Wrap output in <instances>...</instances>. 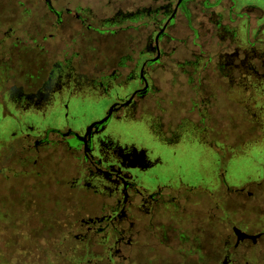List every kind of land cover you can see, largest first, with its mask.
<instances>
[{"label":"flooded vegetation","instance_id":"1","mask_svg":"<svg viewBox=\"0 0 264 264\" xmlns=\"http://www.w3.org/2000/svg\"><path fill=\"white\" fill-rule=\"evenodd\" d=\"M0 215V264H264V0H0Z\"/></svg>","mask_w":264,"mask_h":264},{"label":"rangeland","instance_id":"2","mask_svg":"<svg viewBox=\"0 0 264 264\" xmlns=\"http://www.w3.org/2000/svg\"><path fill=\"white\" fill-rule=\"evenodd\" d=\"M20 31V30H19ZM0 218H1V215H0Z\"/></svg>","mask_w":264,"mask_h":264}]
</instances>
